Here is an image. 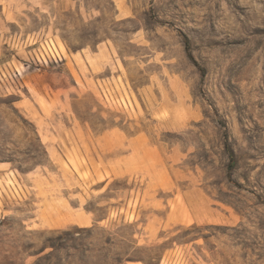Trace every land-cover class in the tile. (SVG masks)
I'll return each mask as SVG.
<instances>
[{"label":"rangeland","instance_id":"374dc122","mask_svg":"<svg viewBox=\"0 0 264 264\" xmlns=\"http://www.w3.org/2000/svg\"><path fill=\"white\" fill-rule=\"evenodd\" d=\"M0 223V264H264V0H0Z\"/></svg>","mask_w":264,"mask_h":264},{"label":"trees","instance_id":"16d2710c","mask_svg":"<svg viewBox=\"0 0 264 264\" xmlns=\"http://www.w3.org/2000/svg\"><path fill=\"white\" fill-rule=\"evenodd\" d=\"M225 149L228 153L229 158L231 159L232 165H235L236 163V156L234 153V150L232 149L229 140H228V134H225ZM2 225V223H0V226ZM62 235H69L71 236L72 233L67 231L64 232ZM61 237V236H60ZM59 237V238H60ZM47 247H51L52 251L47 253V254H43L42 253L45 251V249ZM72 249L71 246L66 245V244H61L60 242L56 243V242H50V244L48 246H45L42 250L38 251V252H34L32 254H28V256H35L36 259L34 260L33 264H53V258H55V256L60 252V251H65V250H69ZM125 261H130V258H127ZM14 264V263H12Z\"/></svg>","mask_w":264,"mask_h":264}]
</instances>
